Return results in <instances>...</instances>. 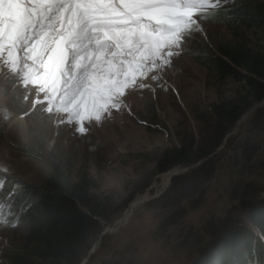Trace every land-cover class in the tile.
<instances>
[{
	"label": "rangeland",
	"instance_id": "rangeland-1",
	"mask_svg": "<svg viewBox=\"0 0 264 264\" xmlns=\"http://www.w3.org/2000/svg\"><path fill=\"white\" fill-rule=\"evenodd\" d=\"M238 1L147 0L140 14L158 13L165 23L157 27L150 16L138 14L136 29L157 33L154 37L134 29L131 44L112 48L110 60L105 51H96L103 60L90 64L92 57L86 56L82 65L69 58L51 73L48 64L56 43L45 42L48 37L41 40L44 31L20 40L15 15L0 12V133L10 144L0 139L4 186L13 180L35 184L49 173L45 162L12 150L11 145L23 142L42 144L45 157L69 151L77 159L76 168L90 171L97 182L92 191L109 217L108 222L100 219L103 230L148 193L118 228L97 237L80 264H194L205 248L216 251L231 216L239 227L258 234L235 196L252 187V199H261L251 203L264 201V117L255 116L264 100L226 135L209 161L210 180L183 200L178 212L150 207L169 187L167 173H184L204 163L156 174V158L182 137L197 141L208 125L215 128L211 104L243 92V82L214 80L190 56L212 33L231 37L219 20L199 13ZM64 35L63 31L56 40ZM253 39L259 42L260 32H254ZM77 177L74 173L73 179ZM9 205L7 198L0 199V252L22 228L18 219L12 220L21 210H7ZM165 217L175 224L158 237L155 231ZM208 234L215 237L198 252L195 246Z\"/></svg>",
	"mask_w": 264,
	"mask_h": 264
},
{
	"label": "trees",
	"instance_id": "trees-1",
	"mask_svg": "<svg viewBox=\"0 0 264 264\" xmlns=\"http://www.w3.org/2000/svg\"><path fill=\"white\" fill-rule=\"evenodd\" d=\"M214 10L199 14L219 20L231 37L212 33L209 41L199 43L190 56L206 67L208 76L214 80L235 78L243 82V92L234 99L211 104L215 128L208 125L197 141L182 137L178 145L165 149L156 158V174L192 166L201 160L204 163L173 175L169 187L151 201L152 209L178 212L182 201L210 180L213 165L209 161L226 135L243 114L264 100V0H240ZM257 31L261 35L259 42L253 39ZM255 116L263 118L264 107ZM0 139L9 144L2 133ZM11 148L45 162L50 170L35 184L13 180L4 186L6 178L0 176V199L10 201L7 210H21L20 216L12 220L18 219L22 224L18 238L0 252V261L4 264H80L103 230L100 219L109 221L104 205L92 191L96 179L89 170L76 168L77 159L69 151L56 152L55 156L51 152V156L45 157L39 143L21 142ZM74 173L77 179H73ZM254 191L246 187L235 198L244 206L258 234L239 227L231 216L225 236L215 244L216 251L205 248L203 256L194 264H264V201L257 206L251 203L261 199H252ZM174 224L171 217H165L155 231L156 236L161 237Z\"/></svg>",
	"mask_w": 264,
	"mask_h": 264
},
{
	"label": "bare ground",
	"instance_id": "bare-ground-1",
	"mask_svg": "<svg viewBox=\"0 0 264 264\" xmlns=\"http://www.w3.org/2000/svg\"><path fill=\"white\" fill-rule=\"evenodd\" d=\"M15 1H19V0H1V2L4 3L3 4L4 7L6 8L3 12H10V10L15 9L16 8V5H13V6L9 5V4H14ZM136 1L138 2V4L134 3V0H133V3H131L130 6H136L137 9H138V8H140L142 6L143 0H136ZM28 16H34V15L28 14ZM4 17H6V16H4ZM68 21H70V20H68ZM153 21L155 23H158V22L163 23L164 22L163 18L160 17V16H158L157 14L153 16ZM70 22H72V21H70ZM24 25H25V23H24ZM19 26L20 27H23V26H21V24ZM57 26L59 28L60 27L66 28V30H64V32H65L64 37L61 38V39H59V40H56L58 38L59 32L56 33V36H55V43H56V45L54 46V49L52 51L51 57L49 59V64H48V71H49V73H51L53 70H55V67L56 66H60L61 65L60 67H62V65H65L66 63H68L66 61L70 58V55L72 53V52H68L67 48L65 49V45L68 43L69 38H70V34H71V31H69V27L67 25H64L62 22H60ZM141 29H142V32H143V36L146 37V38L154 37L157 34L155 32H150L149 30L144 29V28H138L137 30H139V31L136 30L135 33L136 34L138 33L140 35ZM17 30H19L21 32L24 31L23 29L20 30L19 28ZM49 40H50V38L47 39V41H49ZM66 52H67V54H66ZM95 53H96V50L93 49L89 54L82 55V58H84V59H83V61L80 60L81 61V64L82 65L85 64V62H86L85 57L86 56L93 57V56H95ZM97 59H100V58H97ZM100 60H103V59H100ZM66 67L67 66L63 67V69H65ZM169 176H170L169 173H167L165 175L166 180H168V178H170ZM147 198H148V193H145V194H143V196H141L139 198H136L131 203L129 209L126 211V213L124 214V216H122L121 218H119V219H117L115 221L116 222V225H117L116 228H118L120 226L119 220H123V222H124V220L127 219L129 217V215L132 213L133 209H136V207L138 205H140L143 201H145V199H147Z\"/></svg>",
	"mask_w": 264,
	"mask_h": 264
},
{
	"label": "water",
	"instance_id": "water-1",
	"mask_svg": "<svg viewBox=\"0 0 264 264\" xmlns=\"http://www.w3.org/2000/svg\"><path fill=\"white\" fill-rule=\"evenodd\" d=\"M189 167V166H188ZM179 172L177 171V172H171V175H170V179L172 178V176L173 175H176V174H178ZM119 223H120V225L123 223V220H119ZM117 227V225H116V222H114V223H110L109 225H107L105 228H104V230L100 233V235L99 236H101V235H104V234H106V233H108V232H112V231H114V229ZM204 229V228H203ZM203 229L201 230V231H203ZM98 236V237H99ZM195 236H197V235H195ZM215 237V234H212L211 236L208 234V238H205L204 240H203V242L200 244V245H196L195 246V249L199 252L201 249H203L210 241H211V239H213ZM195 240V239H194Z\"/></svg>",
	"mask_w": 264,
	"mask_h": 264
}]
</instances>
